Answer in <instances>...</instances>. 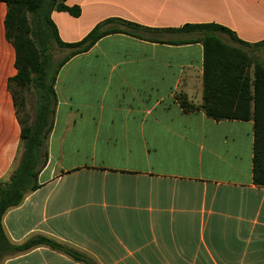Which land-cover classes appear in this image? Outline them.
<instances>
[{
    "label": "crops",
    "instance_id": "obj_1",
    "mask_svg": "<svg viewBox=\"0 0 264 264\" xmlns=\"http://www.w3.org/2000/svg\"><path fill=\"white\" fill-rule=\"evenodd\" d=\"M63 3L80 9L78 17L50 14L64 43L109 19L156 31L142 39L105 36L62 66L39 187L2 218L9 242L46 237L94 264H264V187L252 181V121L183 110L182 99L202 103L203 46L196 32L177 31L213 23L258 43L264 0ZM5 15L0 2V179L20 140ZM0 264L84 263L39 246Z\"/></svg>",
    "mask_w": 264,
    "mask_h": 264
},
{
    "label": "trees",
    "instance_id": "obj_2",
    "mask_svg": "<svg viewBox=\"0 0 264 264\" xmlns=\"http://www.w3.org/2000/svg\"><path fill=\"white\" fill-rule=\"evenodd\" d=\"M6 5L4 20L5 37L15 52L16 74L9 80L8 89L20 126V140L13 166L0 179V261L39 246L60 251L77 262L94 264L85 255L69 249L46 237H33L23 244L14 245L7 239L2 218L5 213L19 206L26 195L35 191L37 177L47 161L46 140L52 127L56 105L54 84L62 66L72 57L86 53L101 38L124 34L143 38V33L156 31L137 24L109 19L96 25L81 41L64 43L50 18L53 11L80 15L77 6L64 5V0H0ZM179 32H196L195 40L203 46L202 103L194 106L182 99L185 112L199 109L213 120L252 121L253 157L252 181L264 187V59L254 56L264 50V40L248 44L229 29L218 24H186ZM227 35L233 45L222 39ZM53 45L69 52L52 63L50 50ZM32 90L34 104L32 115L25 111V92Z\"/></svg>",
    "mask_w": 264,
    "mask_h": 264
},
{
    "label": "rangeland",
    "instance_id": "obj_3",
    "mask_svg": "<svg viewBox=\"0 0 264 264\" xmlns=\"http://www.w3.org/2000/svg\"><path fill=\"white\" fill-rule=\"evenodd\" d=\"M225 39H227V38L225 37ZM68 52H69V50H67V49H60L56 45L52 46V48L50 50V54L52 56V63L55 64L53 66L54 68H56V63L58 61H60ZM253 55L258 57L259 59L263 60L264 59V50L255 51L253 53ZM25 97H26L25 111L28 114L30 113L32 115V112H33L32 107L34 104V94H33L32 90L26 91Z\"/></svg>",
    "mask_w": 264,
    "mask_h": 264
}]
</instances>
